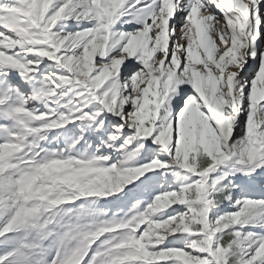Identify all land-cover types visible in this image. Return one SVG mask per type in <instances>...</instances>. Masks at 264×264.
<instances>
[{
	"label": "snow or ice",
	"instance_id": "1",
	"mask_svg": "<svg viewBox=\"0 0 264 264\" xmlns=\"http://www.w3.org/2000/svg\"><path fill=\"white\" fill-rule=\"evenodd\" d=\"M262 205L264 0H0V264H264Z\"/></svg>",
	"mask_w": 264,
	"mask_h": 264
},
{
	"label": "rangeland",
	"instance_id": "2",
	"mask_svg": "<svg viewBox=\"0 0 264 264\" xmlns=\"http://www.w3.org/2000/svg\"><path fill=\"white\" fill-rule=\"evenodd\" d=\"M83 23L86 24L87 22H83ZM74 24H75V21L73 20H68L67 22L62 21L57 25V30L61 26H65L67 30H72ZM125 27H127V25H125ZM51 135H54V133L50 134V138H51ZM61 143H63V141ZM240 166L242 165L235 164L234 161H230L228 165L222 166L224 170L226 171L230 170L231 172L235 173L234 175H229L224 181H222V184H227L229 181H231L233 184L238 183L237 176H240L242 174L240 171H237V169H241ZM236 191H239L241 195H251L254 198H260V195H261L258 191L240 190V189H237ZM235 196H236V193L234 192L233 199H235ZM109 199L111 198L109 197ZM81 203H83V201L78 200L74 202V204L69 205L68 207L76 209ZM104 207H105L104 200H95L92 203L87 204L86 208L89 212V215L82 216L81 217L82 221L91 222L93 219L99 217V213H101L104 210ZM221 210L222 211H233L235 210V208H233L231 201H224L223 203L219 205L218 209L217 208L213 209V213H217ZM99 218H103V217H99ZM244 231L245 232H248V231L264 232V205L256 209V218L249 222L248 226L244 229ZM241 243H243V241H241Z\"/></svg>",
	"mask_w": 264,
	"mask_h": 264
},
{
	"label": "bare ground",
	"instance_id": "3",
	"mask_svg": "<svg viewBox=\"0 0 264 264\" xmlns=\"http://www.w3.org/2000/svg\"><path fill=\"white\" fill-rule=\"evenodd\" d=\"M41 107H43V106H41ZM58 131H61V130H58ZM247 167H249V166L248 165H242V166H240V168H247ZM256 170L258 171L259 169H256Z\"/></svg>",
	"mask_w": 264,
	"mask_h": 264
}]
</instances>
